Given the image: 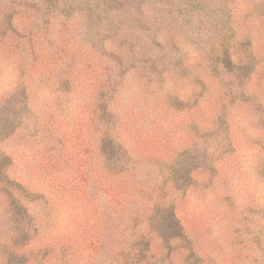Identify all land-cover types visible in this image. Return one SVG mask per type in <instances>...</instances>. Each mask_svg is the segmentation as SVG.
<instances>
[{"label": "rangeland", "instance_id": "374dc122", "mask_svg": "<svg viewBox=\"0 0 264 264\" xmlns=\"http://www.w3.org/2000/svg\"><path fill=\"white\" fill-rule=\"evenodd\" d=\"M0 169V264H264V0H0Z\"/></svg>", "mask_w": 264, "mask_h": 264}, {"label": "trees", "instance_id": "16d2710c", "mask_svg": "<svg viewBox=\"0 0 264 264\" xmlns=\"http://www.w3.org/2000/svg\"><path fill=\"white\" fill-rule=\"evenodd\" d=\"M222 55H223L222 66L228 69L229 65L233 62L232 60L233 54H231L230 50L228 48L226 49L225 47V49L222 52ZM245 63H246V57H243L240 60H238L236 64H238L239 68H242L243 67L242 65H244ZM226 64H228V66H226ZM105 147H109V144H105ZM113 148H115V146H113ZM5 177H6L5 171H3V169H0V181L5 180L4 179ZM3 192L6 193L5 195L7 199H11V201L9 202V204L11 205V212L14 214L20 213L21 216L23 215V218H26L27 216L25 213V209L23 208L20 202L21 199L20 194L15 195L16 193L15 187L12 184H7L6 190H4ZM12 206L15 208L17 207L16 212H14V208ZM15 220L19 221L18 218H16ZM182 236L183 235L180 232V234L173 236V238L175 237L181 238ZM28 238H29V234L27 232H24V236L22 238L24 242L27 241ZM9 242H11V244L5 246L4 247L5 249L3 250L6 256L7 264H34L35 260L32 257L25 255V253L23 252H19V250L17 251V249H19L17 248V246H15L17 244V241L14 242L12 241V238H10ZM148 251H149V240L145 239L144 236H140L137 237L136 239H132V244L129 247H127L126 250H120L117 253L116 264H140L145 260Z\"/></svg>", "mask_w": 264, "mask_h": 264}]
</instances>
